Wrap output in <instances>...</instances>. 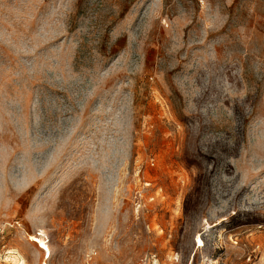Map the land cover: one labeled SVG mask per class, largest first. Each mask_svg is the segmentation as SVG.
<instances>
[{
  "label": "rangeland",
  "instance_id": "374dc122",
  "mask_svg": "<svg viewBox=\"0 0 264 264\" xmlns=\"http://www.w3.org/2000/svg\"><path fill=\"white\" fill-rule=\"evenodd\" d=\"M0 264H264V0H0Z\"/></svg>",
  "mask_w": 264,
  "mask_h": 264
},
{
  "label": "bare ground",
  "instance_id": "6f19581e",
  "mask_svg": "<svg viewBox=\"0 0 264 264\" xmlns=\"http://www.w3.org/2000/svg\"><path fill=\"white\" fill-rule=\"evenodd\" d=\"M212 227V225L211 224H208L207 225V228H206V230H209L210 228ZM201 236H199L198 237V239H197V244H201V245H203V241H202V234L201 233H199ZM32 240H37V238L36 237H34ZM41 242V241H40Z\"/></svg>",
  "mask_w": 264,
  "mask_h": 264
}]
</instances>
